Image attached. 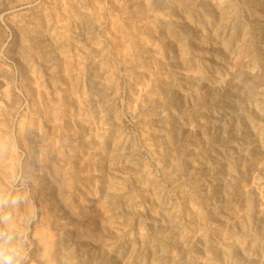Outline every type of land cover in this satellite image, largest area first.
I'll return each instance as SVG.
<instances>
[{
	"label": "rangeland",
	"instance_id": "rangeland-1",
	"mask_svg": "<svg viewBox=\"0 0 264 264\" xmlns=\"http://www.w3.org/2000/svg\"><path fill=\"white\" fill-rule=\"evenodd\" d=\"M0 196L24 264H264V0H0Z\"/></svg>",
	"mask_w": 264,
	"mask_h": 264
},
{
	"label": "clouds",
	"instance_id": "clouds-1",
	"mask_svg": "<svg viewBox=\"0 0 264 264\" xmlns=\"http://www.w3.org/2000/svg\"><path fill=\"white\" fill-rule=\"evenodd\" d=\"M19 197L0 196V264H24L25 253L17 242L15 219L5 211L9 204L18 205Z\"/></svg>",
	"mask_w": 264,
	"mask_h": 264
}]
</instances>
